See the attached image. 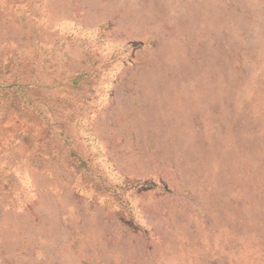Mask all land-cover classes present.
<instances>
[{"label": "rangeland", "instance_id": "374dc122", "mask_svg": "<svg viewBox=\"0 0 264 264\" xmlns=\"http://www.w3.org/2000/svg\"><path fill=\"white\" fill-rule=\"evenodd\" d=\"M0 264H264V0H0Z\"/></svg>", "mask_w": 264, "mask_h": 264}]
</instances>
